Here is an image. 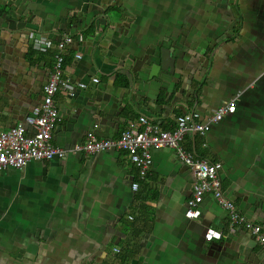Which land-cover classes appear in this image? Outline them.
Wrapping results in <instances>:
<instances>
[{
	"label": "crops",
	"instance_id": "1",
	"mask_svg": "<svg viewBox=\"0 0 264 264\" xmlns=\"http://www.w3.org/2000/svg\"><path fill=\"white\" fill-rule=\"evenodd\" d=\"M9 2L0 14V129L40 100L41 84L26 68L44 60L42 51L30 62L20 32L38 30L39 46L53 51L66 33L98 29L77 45L101 82L61 112L54 144L68 147L89 133L118 139L139 115L170 129L178 115H204L236 98L234 113L205 136L187 134L184 146L222 163L225 194L264 227V0ZM110 8L123 20L103 44ZM136 174L116 147L0 171V264H120V255L128 264H264L262 247L242 226L230 229L213 194L199 219L186 215L195 175L174 148L153 149L137 191ZM220 225L223 237L207 240V228Z\"/></svg>",
	"mask_w": 264,
	"mask_h": 264
},
{
	"label": "built area",
	"instance_id": "2",
	"mask_svg": "<svg viewBox=\"0 0 264 264\" xmlns=\"http://www.w3.org/2000/svg\"><path fill=\"white\" fill-rule=\"evenodd\" d=\"M106 16L108 33L103 36L102 32L99 38L100 42L103 37V44L111 39L110 34L117 31L123 20L122 11L117 8L108 9ZM19 35L32 54L38 49L42 51L44 60L26 68L29 73L35 74L37 82L41 84L40 100L29 106L30 112L20 122L8 129H0V171L8 167H24L32 160L63 159L69 151L95 153L116 147L125 151L137 169L136 179L132 182V188L137 191L141 183L148 179L153 149L171 147L195 175L186 215L199 219L200 206L205 196L211 193L227 210L230 229L242 226L264 250V227L244 215L224 192L222 163L188 151L184 146L187 134L195 131L205 136L214 123L234 113L237 108L236 98L215 108L208 107L204 115L198 111L178 115L170 129L149 116L139 115L126 120V126L118 139H99L94 133H89L82 142L68 147L57 146L53 135L61 112L76 104L80 91L88 93L92 84L98 85L101 82V77L94 69L83 67L85 54L77 45L82 40H94L99 30L89 28L82 32L66 33L58 40L57 48L53 51L39 46L38 30H24ZM69 63L73 65L68 70ZM128 218L133 219V216L129 215ZM225 232L226 227L223 225L209 227L205 238L221 239ZM114 250L121 252L118 246Z\"/></svg>",
	"mask_w": 264,
	"mask_h": 264
},
{
	"label": "trees",
	"instance_id": "3",
	"mask_svg": "<svg viewBox=\"0 0 264 264\" xmlns=\"http://www.w3.org/2000/svg\"><path fill=\"white\" fill-rule=\"evenodd\" d=\"M7 6V5H6ZM4 12H7V13H9L10 12V10H8V7H6V9H5V7H3V9H2V11L0 10V14H2V13H4ZM28 58H29V61L30 62H33L34 60H35V58L36 57H33V55H32V53L30 52V50H29V52H28ZM127 256H125V255H120V256H118V258L117 259H120V264H128V260H127Z\"/></svg>",
	"mask_w": 264,
	"mask_h": 264
},
{
	"label": "rangeland",
	"instance_id": "4",
	"mask_svg": "<svg viewBox=\"0 0 264 264\" xmlns=\"http://www.w3.org/2000/svg\"><path fill=\"white\" fill-rule=\"evenodd\" d=\"M9 2V1H13V3L15 2V0H0V10L2 11V9H3V7H5V9H6V7L7 6H9V5H11V3L9 2V5L8 4H5V2ZM7 5V6H6ZM29 49V48H28ZM26 71H27V69H26ZM27 73H29L28 71H27ZM32 74H34V73H32Z\"/></svg>",
	"mask_w": 264,
	"mask_h": 264
},
{
	"label": "water",
	"instance_id": "5",
	"mask_svg": "<svg viewBox=\"0 0 264 264\" xmlns=\"http://www.w3.org/2000/svg\"><path fill=\"white\" fill-rule=\"evenodd\" d=\"M5 4H6V3H5ZM165 48H167V47H165ZM166 53H167V52L164 50V51H163V56H165V55H166ZM163 56H162V57H163ZM163 58H164V57H163ZM181 104H182V105H184V103H183V102H181ZM185 105H186V103H185Z\"/></svg>",
	"mask_w": 264,
	"mask_h": 264
}]
</instances>
